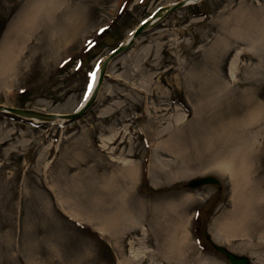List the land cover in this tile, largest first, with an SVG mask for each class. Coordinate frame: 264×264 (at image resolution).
I'll return each mask as SVG.
<instances>
[{
  "label": "rangeland",
  "instance_id": "obj_1",
  "mask_svg": "<svg viewBox=\"0 0 264 264\" xmlns=\"http://www.w3.org/2000/svg\"><path fill=\"white\" fill-rule=\"evenodd\" d=\"M41 1L0 0V49L10 43L9 35L22 17ZM180 1L57 0L56 8L44 9L47 17L26 35L20 47L21 68L9 77H0V105L40 113H74L96 73L95 64L126 42L158 8ZM262 19L264 0H201L160 21L113 60L96 104L81 119L63 127L42 124L35 128L29 121L0 112V264H59L60 260L64 264H121L122 251L128 259H147L135 264H155L162 231L171 227L168 220L141 219L150 237L136 234L130 224L115 231L119 236H112L89 220L93 210L77 209L72 201L70 205L85 216L73 212L52 189L65 194L74 189L67 181L75 180L85 193L82 200L89 202V191L95 188L92 182L118 173L111 163H120L119 157L140 162L142 157H133L131 150L139 151L137 155L148 151L150 145L142 130L147 132L149 113L170 103L172 97L173 106L188 114L190 125L181 124L175 134L190 140L189 159L183 164L189 166L180 165L173 171L180 173L175 180L154 170L148 184L141 186L138 177L134 194H143L132 196L130 209L139 213V202L147 210L160 205L158 214L164 215L170 209L167 203L180 202L173 212L187 220L185 253L189 264H228L213 244L249 257L251 264L264 263V236L227 238L219 232L218 221L231 215L234 208V184L228 172L207 164L210 161L204 156L209 151L201 145L210 135L209 139L220 141L214 140L219 147L214 153L228 155L242 135L219 138L212 130L221 123L240 124L256 109L254 105L262 108L258 121L246 124L248 132L255 135L252 152L244 151L240 157L249 156L253 163L249 180L264 189V39L255 45L248 36L233 34L241 28V33L250 32L255 41V33L264 25ZM239 50L242 54L234 60ZM195 94L204 96L195 98ZM187 99H191L189 107ZM112 126L119 134L115 144H106L103 138L110 136ZM160 159L173 166L177 163L170 154ZM99 164L102 168L96 173L94 166ZM206 176L218 178L222 187H188L191 180ZM256 205L255 222L264 223V200L259 199ZM179 235L182 237L183 231Z\"/></svg>",
  "mask_w": 264,
  "mask_h": 264
},
{
  "label": "bare ground",
  "instance_id": "obj_2",
  "mask_svg": "<svg viewBox=\"0 0 264 264\" xmlns=\"http://www.w3.org/2000/svg\"><path fill=\"white\" fill-rule=\"evenodd\" d=\"M56 1L57 0H43L41 2H38L34 7L31 8L27 14H25L21 21L18 24V27L12 30V32L9 35V38H11L10 43L5 46H2L0 49V77L1 76H10L13 73H16L18 69L21 68V63L19 60L20 57V51H21V45L25 42V37L27 34L33 31L35 26L39 24V22L42 20L43 17H47L46 12L50 10L52 11L54 8H56ZM44 19V18H43ZM160 19L157 18L155 22L159 21ZM264 20V19H262ZM263 28H260V33H255L257 36L254 35L256 38L255 41L252 39V34L250 32H243L241 33V28H237L233 31V34H238L240 38L243 37V35L248 36V41L251 40V42H255V45L259 44L261 42V39H264V25ZM234 29V28H233ZM243 34V35H242ZM260 40V41H259ZM257 43V44H256ZM157 48L160 46L157 45ZM254 48V47H253ZM256 50V49H255ZM240 54H242V50H239L236 55L238 57ZM232 66H235L234 62L232 63ZM231 66V67H232ZM231 73H233V69L231 68ZM99 77V76H98ZM153 77V76H152ZM2 80L0 79V82ZM10 81H6L8 83ZM98 80L96 77V80L94 81L90 91L88 92V100L90 101L94 95L98 92V86H97ZM200 96L201 98L204 96V94H195L194 97ZM191 97V96H190ZM173 97L170 98V103H164L160 105V108H156L155 111H150L148 119V129L147 132H144V129L142 130V134L145 137L146 143L150 146H148V151L144 152V155L142 152L139 154V151L131 152L133 153V157H142L139 163H135L133 161H130L127 158L119 157V162L121 163H111L110 165L112 167L116 166V170L118 173H109L105 176H102V178L105 181H101L99 177L100 182H92L95 184V188L93 190L89 191V197L90 201L86 202L83 201L82 198L85 196V193L82 189H80V184L76 183L75 180H72L69 182L67 181V186H69L70 183L74 184V189L67 190L65 194H62L60 189L57 191L52 189L55 194H59V198L62 202L65 203L71 209L73 212L82 215L80 212L76 210L77 209H86V210H93L91 215L89 217V220L93 222L101 232H105L107 234H110L112 236H119L120 234H117L115 231H120L119 227H125L127 224H130V226H135L134 232L137 234L139 232H142L143 236L147 235L150 237L151 232H149V229H145L146 226H142V221H160V218L162 217V220H168L169 225L171 224V227L169 229H163L161 240L163 241L159 247H158V254L154 255L156 258H154L155 264L156 262H162V264H189L188 257L185 253L186 249V240H187V234L185 232V228L187 225V220L185 216H182L180 218V215L174 214V210L177 209L176 206L179 207L181 204L180 202L174 203H167L166 206H169L167 208H170L167 210L166 213L163 212L164 215H159L158 207L160 205H152L151 210H147L145 208V204L139 202V205L141 207V211L139 213H136L131 208L133 195H141L142 192L137 193L134 190L136 189V182L139 177V182L141 183V186H146L148 184L149 175L152 174L154 170L158 171L160 176H165L166 178L175 180L176 177H178L180 173H173V171L179 170L181 166L188 167L189 165H183L184 159H189V138L186 140H181V138H178L175 134V129L178 126H181V124H185L186 126H189L188 123L189 119H186L188 117V114L183 113L182 108L179 109V106L176 105V108L173 106ZM188 101L187 106L189 107V104L191 102V99H187ZM186 101V100H185ZM85 104H82L84 106ZM159 107V106H158ZM184 107V106H183ZM187 107V108H188ZM253 108H256L255 110H252L248 116L247 119H244L243 122L234 123V122H240V121H234L231 123H221L217 127V129H213L212 131H215L213 133V136L219 137V138H226V137H232L236 138V136H241V138L236 139V142L234 143L233 151H230L227 154H224L223 151H219L217 153H214L218 151L219 147L216 146L215 141H219V139H209L211 136L207 135V140H205L204 143L201 145L205 148H208L209 151L208 154L204 156V158H208L209 163L211 167H218L220 170H224L225 172H228L229 176L233 180L234 184V194H235V200H234V208L231 211V215H229L226 218H222L217 223V227L219 229V232L227 238H238V237H247V238H254L256 234H261L264 236V223L262 221L255 222L253 213L256 212L258 206L256 205L258 200L262 198L264 200V192L261 187H257V182L250 181V171L253 166V163L250 161L249 156L242 155L244 151L252 152V146L255 145V135L248 132V129L246 127L247 125H253L258 121V119L262 115V108H257L255 105ZM194 110L196 111V114L198 115L197 107L194 104ZM173 116L171 115L172 113ZM153 114V116H151ZM202 115H205V112H202ZM57 117H54L52 121H57L59 119L58 115ZM201 117V116H200ZM197 118V116H195ZM49 119V118H48ZM51 121V120H50ZM61 122V121H59ZM167 124V125H166ZM243 124V125H242ZM123 128V127H122ZM122 128H119L120 130ZM127 130V127L124 128ZM115 126H112L110 128V136L104 137V142L107 144H115L116 142V136L119 134V131H117ZM123 131V130H121ZM241 133V134H240ZM234 138V141H235ZM131 139V138H130ZM108 140V141H106ZM132 140V139H131ZM215 140V141H214ZM221 140V139H220ZM189 142V143H188ZM152 143V145H151ZM220 143V141H219ZM105 144V145H106ZM123 144V143H122ZM132 144V142H131ZM82 147L85 146V141H82L81 143ZM219 145V144H218ZM152 146H155V149L153 151ZM160 149H156L158 147ZM216 146V147H213ZM107 147V145L105 146ZM104 147V148H105ZM106 149V148H105ZM82 152L83 149L80 148ZM114 150V149H112ZM215 154L212 156H209L210 154ZM171 158L176 159L177 163L173 166L171 161H160V156L169 155ZM212 157L210 160L209 158ZM213 159V160H212ZM239 159V160H237ZM114 160V159H113ZM241 160V161H240ZM212 164V165H211ZM181 165V166H180ZM80 166V165H79ZM110 166V168H111ZM169 167L170 169H165V167ZM203 166V165H202ZM94 172L98 173L99 170L102 168V165H96L94 166ZM143 168V170H140V176H139V169ZM205 168V167H203ZM213 168V169H214ZM80 172L76 175V178L81 175ZM95 176H98V174H95ZM151 176V175H150ZM57 187V184H55ZM77 186H79L80 190H77ZM119 188V190H117ZM134 189V190H133ZM65 195V196H64ZM61 196V197H60ZM72 198L74 200H72ZM137 199V198H136ZM74 201L75 207L70 203ZM263 202V201H262ZM60 204V203H59ZM165 205V204H164ZM62 207V205H61ZM172 208V209H171ZM260 210V209H259ZM143 212V213H142ZM258 212V211H257ZM70 215V213H68ZM256 214V213H255ZM74 216V214H73ZM78 216V215H77ZM152 217V218H150ZM76 219L80 220L75 216ZM249 218H251V222H249ZM253 218V219H252ZM140 226L141 229H138ZM162 229V228H161ZM183 231V235H179ZM259 230V231H258ZM258 231V232H256ZM115 232V234H112ZM165 233V234H164ZM159 235V233H158ZM222 239V238H221ZM264 239V237H263ZM223 240V239H222ZM132 247H134V244L132 243ZM58 248L55 250V252L58 253ZM54 251V248H53ZM122 253H125V251H122ZM123 254V260L122 264H135V263H145L144 258L142 257H134V259H128V256H124ZM64 256V254H63ZM64 261V260H63ZM59 264L61 263V260ZM65 264H71V263H65ZM72 264H75L72 263Z\"/></svg>",
  "mask_w": 264,
  "mask_h": 264
},
{
  "label": "water",
  "instance_id": "obj_3",
  "mask_svg": "<svg viewBox=\"0 0 264 264\" xmlns=\"http://www.w3.org/2000/svg\"><path fill=\"white\" fill-rule=\"evenodd\" d=\"M148 27V25L144 26L143 28H141V30L139 31V33H141L142 31H144L146 28ZM128 49V46L123 47L120 49L119 52H122L124 50ZM12 112L22 115V116H34L37 115L36 113L32 112V111H23V110H13L11 109ZM48 117V116H47ZM72 117V116H71ZM78 117V115L73 116V118ZM205 184H216L219 185V181L215 178L212 177H208V178H204V179H199V180H195L191 183L192 187H198L201 185H205ZM215 248L220 251L221 253L225 254L228 259L230 260L231 264H249V260L247 258H243V257H238L234 254H232L231 252H229L227 249L219 247V246H215Z\"/></svg>",
  "mask_w": 264,
  "mask_h": 264
}]
</instances>
